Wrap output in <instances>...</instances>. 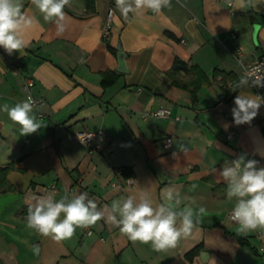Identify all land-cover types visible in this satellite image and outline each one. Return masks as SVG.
<instances>
[{"label": "crops", "instance_id": "0c3cea01", "mask_svg": "<svg viewBox=\"0 0 264 264\" xmlns=\"http://www.w3.org/2000/svg\"><path fill=\"white\" fill-rule=\"evenodd\" d=\"M23 3L38 24L22 54L0 48V107L25 101L23 86L32 81L30 95L40 102L34 115L45 126L23 136L0 111V171L8 169L0 176V264H264L260 231L241 235L228 218L235 199H227L220 175L225 160L240 155L264 167V106L250 123L236 125L234 97L255 94L249 86L234 92L233 82L214 76L232 74L238 83L264 57V3L234 10L220 0H171L159 14L125 18L115 0H92L90 9L85 0H70L60 34L31 0ZM118 47L126 74L116 72ZM175 60L197 66L208 80L194 99L166 76ZM156 110L171 117L144 118ZM81 132L106 140L90 154L95 142H77ZM167 187L179 190L180 210L206 209L167 251L129 240L106 219L60 242L26 228L33 197L45 192L56 199L88 192L98 210L109 206L107 215L114 200L138 202L141 193L155 207ZM85 230L92 235L84 237Z\"/></svg>", "mask_w": 264, "mask_h": 264}, {"label": "clouds", "instance_id": "9594fccd", "mask_svg": "<svg viewBox=\"0 0 264 264\" xmlns=\"http://www.w3.org/2000/svg\"><path fill=\"white\" fill-rule=\"evenodd\" d=\"M259 3H264V0H228L229 7L234 10L255 9ZM31 4L46 22L55 24L58 34L64 32V9L70 5V0H31ZM115 4L127 18L130 12L135 16H142L147 11L159 14L162 9L171 7V0H115ZM23 8V0H0V48L8 55L24 52L29 43L26 37L38 24L35 17L23 11ZM262 67L264 65H259L251 74L242 75L231 90L235 92L249 85L264 87ZM233 103V121L241 125L250 123L258 115L261 105H264V97L239 92ZM34 108L35 102L28 97L15 106L4 104L0 111L6 112L8 118L19 125L20 135L27 136L45 126L34 115ZM257 165L258 161L246 160L244 155H240L234 160H225L220 175L227 185V199H235L229 219L237 224L238 232L247 235L259 230L261 238H264V167L258 168ZM33 200L35 203L28 207L26 228L41 236L60 242L70 239L77 228H87L106 219L129 240L150 244L157 252L175 248L179 240L188 237L196 226L194 215H202L206 211L204 207H199L198 212L191 207L180 210L182 200L175 187L165 188L164 202L155 207L147 193H141L138 202L134 196L114 200L107 215L105 211L109 206L98 210L97 202L89 197L88 192L74 194L71 199L66 195L56 199L55 192H45L34 196ZM32 250L39 254L38 245H33Z\"/></svg>", "mask_w": 264, "mask_h": 264}, {"label": "built area", "instance_id": "2783aa9c", "mask_svg": "<svg viewBox=\"0 0 264 264\" xmlns=\"http://www.w3.org/2000/svg\"><path fill=\"white\" fill-rule=\"evenodd\" d=\"M222 2H226L228 3V0H220ZM110 16H111V11H109L108 13V17L106 20V24L103 27L102 31H101V35H102V39L105 40L108 37L109 34V23H110ZM259 65H264V57H258L256 59H254V61L249 64L244 70H243V75H245L246 73L251 74V72L253 71V69H255L257 66ZM262 73H264V67H262ZM262 83H264V81H262ZM249 84H251V81H249ZM33 83L32 81H27L25 83V85L23 86V91L25 93L26 99L28 97L32 96L30 95V89L32 88ZM249 87L253 90L255 95H259L261 97H264V87H251L249 85ZM33 99V98H32ZM35 102V108L39 107L40 102L37 100H34ZM264 106V105H262ZM171 117L170 112L168 110H156V111H148L145 113L144 118H151V119H169ZM177 120V119H176ZM232 134H228V138L231 137ZM105 136L98 132V133H90V132H81L79 134H77L76 136V141L79 142L80 144L83 145H87L89 142H95V146L93 148L89 149V153L92 154L94 151L97 150L98 145L103 143L105 141ZM165 147L169 148L171 145V141L169 139L165 140ZM127 184H131V180L128 179L126 181ZM228 218H229V214H228ZM92 235V232L90 230H85L84 233V237H90Z\"/></svg>", "mask_w": 264, "mask_h": 264}, {"label": "trees", "instance_id": "16d2710c", "mask_svg": "<svg viewBox=\"0 0 264 264\" xmlns=\"http://www.w3.org/2000/svg\"><path fill=\"white\" fill-rule=\"evenodd\" d=\"M86 7L90 9L92 0H85ZM221 76L224 81H231L236 84L234 76L232 74H225L222 72H214V76ZM166 76L171 81L174 87H179L188 91L194 99L197 92L202 86L208 84V80L201 70L195 65H188L179 60H175L172 68L166 73ZM185 81V82H184ZM238 90V89H237ZM8 169L0 171V176L3 178ZM124 178H130L132 176L129 169L125 168L121 170ZM195 250L190 255L195 254Z\"/></svg>", "mask_w": 264, "mask_h": 264}, {"label": "water", "instance_id": "95a60500", "mask_svg": "<svg viewBox=\"0 0 264 264\" xmlns=\"http://www.w3.org/2000/svg\"><path fill=\"white\" fill-rule=\"evenodd\" d=\"M118 53H117V68H116V72L119 74H126L127 73V69L125 66V55L121 52L120 48L118 47L117 49Z\"/></svg>", "mask_w": 264, "mask_h": 264}]
</instances>
